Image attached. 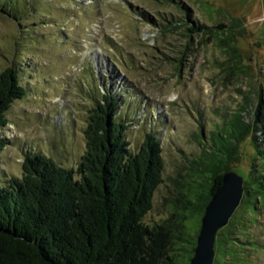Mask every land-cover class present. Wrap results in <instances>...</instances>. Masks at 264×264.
Returning a JSON list of instances; mask_svg holds the SVG:
<instances>
[{"label":"rangeland","instance_id":"1","mask_svg":"<svg viewBox=\"0 0 264 264\" xmlns=\"http://www.w3.org/2000/svg\"><path fill=\"white\" fill-rule=\"evenodd\" d=\"M32 4L21 25L0 13V71L18 67L27 89L5 113L0 181L21 175L26 154L75 169L85 150L90 97L99 90L118 99L116 115L125 120L133 153L146 132L159 140L162 183L143 219L147 226L169 216L188 184L201 192L191 165L225 123L240 118L250 126L228 163L232 171L245 180L253 161L261 169L254 147L264 148V0ZM218 24L232 25L221 34ZM247 206L243 190L230 238L242 247L241 264H264V205L254 201V215ZM200 221L187 222L190 234Z\"/></svg>","mask_w":264,"mask_h":264},{"label":"trees","instance_id":"2","mask_svg":"<svg viewBox=\"0 0 264 264\" xmlns=\"http://www.w3.org/2000/svg\"><path fill=\"white\" fill-rule=\"evenodd\" d=\"M25 1L0 0V13L21 25L33 2ZM229 25L216 27L225 34ZM19 73L13 66L0 71V134L8 123L6 111L27 95ZM90 100L85 150L75 169L44 154H26L21 175L0 181V264H189L200 222L195 235L187 222L201 219L250 126L236 118L213 133L211 146L190 168L201 192L188 184L169 216L147 226L143 219L162 183L159 140L148 131L133 153L125 120L116 115L118 99L99 90ZM5 146L0 135V152ZM254 159L261 169L253 161L243 185L253 215L254 201L264 205V148L254 147ZM230 223L217 232L213 264H241L242 247L230 238L239 220L232 216Z\"/></svg>","mask_w":264,"mask_h":264},{"label":"water","instance_id":"3","mask_svg":"<svg viewBox=\"0 0 264 264\" xmlns=\"http://www.w3.org/2000/svg\"><path fill=\"white\" fill-rule=\"evenodd\" d=\"M244 178L234 171L222 174L221 185L211 196L201 217L196 245L189 264H213L215 240L225 227L243 196Z\"/></svg>","mask_w":264,"mask_h":264}]
</instances>
